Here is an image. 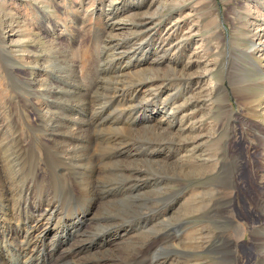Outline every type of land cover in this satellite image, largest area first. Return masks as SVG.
<instances>
[{"label": "rangeland", "instance_id": "374dc122", "mask_svg": "<svg viewBox=\"0 0 264 264\" xmlns=\"http://www.w3.org/2000/svg\"><path fill=\"white\" fill-rule=\"evenodd\" d=\"M150 1L0 0V206L5 208L1 211L0 207V213L10 215L11 221V223H0V240L5 238L8 240H5L7 241L5 248L0 245V258L5 251L12 253L13 250H19L22 258L18 264L23 262L102 264L107 260L95 258V255L102 254L113 257L108 259V262L111 260L120 264H149L152 259L162 264H260L256 260L255 242L256 245L264 243H262L264 241V226L262 227L264 225V147L262 145L264 117L254 120L248 114L249 109L246 108L251 107L252 101H256L255 104L259 105L258 110L264 107V84L254 87H245V84L247 81L255 83L257 79L264 80V56L260 53L255 55L262 72L259 77L255 63L235 48L250 47L248 41L251 36L248 33L251 30L250 23L252 20L260 19L261 16L264 18V0H176V4L168 1L167 5L165 0V5L157 6V2L148 10L149 14L160 12L164 15L158 19L159 22H155V26L152 24L144 29L136 27L130 30L129 24L124 26L127 18L134 15L136 19L138 13L148 9ZM260 14L261 16H258ZM6 24L11 25L16 35L10 32ZM174 24L176 31L174 29H172L173 33L165 31ZM130 32L134 33V36H130ZM165 32L170 36H166ZM186 36L188 38L186 42H182L185 43L183 48L176 50V41ZM50 40L53 44L49 47L47 42ZM166 49L167 51L170 49V55L172 53L171 58L166 57L170 63L164 62L158 67L161 68L160 76L152 80L151 87L155 90L148 94L146 86L138 82L145 79L144 76H132V74L136 69L140 70L150 62L153 63L164 54L162 50ZM192 55L197 56L201 64H195L189 71H184L187 75L184 76L180 67ZM70 64L75 66L76 72L72 70ZM164 65L168 66L166 73L163 72ZM44 66L47 71H44ZM206 66L211 69L212 79L221 88L220 91H208L207 81L202 80V82L197 77ZM9 67L13 69L14 77L7 72ZM168 69L178 73L173 74ZM18 71L21 75H18ZM42 73L43 79L51 86L48 87L50 94L44 95L40 92V95L34 96L36 98L34 99L24 92L20 79L36 78ZM65 90L71 91L72 94ZM73 92L77 93L73 95ZM185 99L190 100V103L185 102ZM202 99L206 102L204 105L208 107L204 117L199 106V101ZM14 102H17V107L14 106ZM51 102L53 106L50 105ZM195 103H197L196 112L190 120L194 126L190 125L189 121L183 123L180 115L190 113L191 104ZM33 105H36V108L33 109ZM41 107L45 108L41 111ZM46 111L57 115L54 116L57 124L52 125L45 121ZM93 117L94 119H91ZM163 119L164 121L158 123V127L167 128L169 123L167 120L171 119L172 122L174 121L173 124L177 123L168 131L176 133L175 131L182 125L185 129L183 133L186 134L184 133L183 136H179L180 133L174 134L177 141H172L167 135L160 140L148 134L137 133L140 126L144 128L146 124L156 125V122ZM200 123L203 125L199 135L195 132L189 136L188 129L199 128ZM113 124L117 126L114 127ZM54 129H57L56 132ZM122 129L129 130L128 136L117 132ZM73 130H78L76 133L79 136L76 133H69ZM67 136L69 140L66 139ZM149 137L151 138L147 139ZM191 137H199V140L192 143L190 142L192 139H189ZM39 138L51 142L57 141L60 147L71 144L85 148L89 155V163H85L84 166L76 164L75 157H72L74 153L60 154L54 145L50 146L54 149L48 146L50 149L46 150L48 147ZM31 140L35 142H33L34 148L28 146ZM65 141L67 144H64ZM100 141L101 143H98ZM184 141H188L187 143L195 149L188 146L182 148ZM106 146H110L109 149ZM126 147L130 148L127 150ZM186 148L189 152L184 151ZM184 152L187 155L193 153L191 155L193 158L200 159L194 164H184L185 160L183 158V161L181 157ZM142 153H146L144 158ZM104 155L106 158L103 157ZM148 158L152 161L161 160L159 164L164 163L167 168L155 172L156 167L153 165L155 169L146 168V170L139 161ZM202 164L205 166H201ZM95 167L100 169L96 168V170ZM112 174L115 175L113 182L105 184L101 180L98 186L93 185V193L96 194H92L97 196L96 198L89 197L79 189L78 184L85 182L86 178L96 182L99 176ZM123 190L125 191L122 192ZM28 198L30 201L26 200ZM112 198L113 202L106 203V200ZM93 200L96 202L91 219L82 221L80 226H71L68 220L70 214L73 215L78 210L82 212V209ZM53 203L57 206L54 205L55 208L50 209ZM29 205L31 208L29 207L28 210ZM34 208L39 211L33 213ZM48 210L51 213L50 219L56 216V212L59 214L60 235L53 233L51 228L47 230L48 227H45L46 230H43L42 235L29 229L31 225L29 222L35 218H46ZM164 218L166 221L160 222ZM102 227L106 228L98 231ZM47 231H51V235H48ZM95 233L98 235L94 237ZM35 234H39L40 238L35 237ZM104 236L111 240L109 245L103 241ZM93 237L96 240L91 242ZM83 239H88L86 243H92L90 249H82L80 244L83 243ZM258 241L260 242L257 243ZM223 245H232L235 255L233 262L222 258L219 251L224 250ZM16 260L17 258L10 264H17ZM0 264H6L2 258Z\"/></svg>", "mask_w": 264, "mask_h": 264}, {"label": "bare ground", "instance_id": "6f19581e", "mask_svg": "<svg viewBox=\"0 0 264 264\" xmlns=\"http://www.w3.org/2000/svg\"><path fill=\"white\" fill-rule=\"evenodd\" d=\"M164 1L165 0H151L149 3H148V9H145L143 12H141V13H138L137 14V16H138V18L136 17V19H135V17H134V15L132 16V17H129V18H127V22H126V24H124V26H126V25H128V29L130 30V28H132V29H134V28H139V29H144V28H147V27H149V26H151L152 24L155 26L156 24H155V22H157L158 21V19L162 16H164L163 14H161L160 12H159V14L158 13H150L149 14V12H148V10L152 7V6H154V4H156L157 2H158V5L157 6H159L160 4H164L165 5V3H164ZM170 2L171 1V4L173 3V4H176L175 2H176V0H166V5H167V2ZM143 2H145V1H143ZM147 4V3H146ZM112 5V4H111ZM136 5V4H135ZM138 5H139V3H138ZM138 5H136V6H138ZM144 5V4H143ZM163 5V6H164ZM139 8H140V6H139ZM115 10V9H114ZM235 10V9H234ZM153 11V10H152ZM173 11V10H172ZM236 11V10H235ZM112 14V13H111ZM235 15V14H234ZM258 16H261V14L260 15H258ZM155 18V19H154ZM172 18V17H171ZM260 19H257V20H252L251 21V23H250V26H251V30L248 32L249 34H251V36H250V39L248 40L249 41V44H250V47L249 48H245V49H238V48H235V50L236 51H242L243 52V54L246 56V57H248V58H250L255 64V68H256V73H257V75L260 77V75L259 74H262V72H261V68H260V63L258 62V61H256V58L257 57H255V55H256V53H260V55H263L264 56V18L261 16V17H259ZM120 22V21H119ZM123 22V21H122ZM125 22V21H124ZM159 22V21H158ZM10 24H12V23H10ZM122 24V23H121ZM6 25H8V24H6ZM117 26H120V24H117ZM175 24L174 25H172V26H170L169 27V29H166L165 31H169V33H173V31H172V29H177V28H175ZM8 27L10 28V32L11 33H13V28L11 27V25H8ZM174 27V28H173ZM8 29V28H7ZM114 29V28H113ZM8 31H9V29H8ZM133 31V30H132ZM171 31V32H170ZM176 31V30H175ZM134 32V31H133ZM156 33V32H155ZM169 33H167V32H165L164 34H166V36L167 35H169ZM14 35H16L15 33H13ZM12 34V35H13ZM130 34V36H134L133 34L134 33H129ZM13 35V36H14ZM111 35V34H110ZM174 35V34H173ZM140 36V35H139ZM170 36V35H169ZM177 36V35H176ZM189 36H190V34H189ZM113 36L111 35L110 36V38H112ZM138 37V36H137ZM181 37V36H180ZM141 38V37H140ZM187 36H186V38H182L181 40H179L178 42L176 41V50L177 49H180V48H183V45L185 44H182V42L183 41H187ZM177 39V38H176ZM173 40V39H172ZM14 42V41H13ZM166 42V41H165ZM173 43H174V41H172ZM47 43H49V47H50V45H52L53 43H52V41L50 40V41H48ZM104 43V42H103ZM159 43V42H158ZM162 43H164V42H162ZM157 44V43H156ZM167 44V43H166ZM189 44H191V43H189ZM162 45V44H161ZM171 45V44H170ZM187 46H189V45H187ZM131 47V46H130ZM174 47V46H173ZM121 48V47H120ZM169 48V47H168ZM168 49H166V50H162V52L164 53L163 55H161V56H159L158 58H157V60H155L153 63H149L147 66H144L142 69H140V70H137L136 69V72H134V74H132V73H130V75L132 74V76H144L143 78H145V79H143V80H140V81H138V82H141L143 85H145L146 86V92H148V94L152 91L153 92V90H155V89H152L151 87L153 86L152 85V80H155V79H157L160 75V71H161V68H158L160 65H162L164 62H166L165 64H169L170 63V61H169V59H167L166 57H172V53H171V55H170V49H169V51H167ZM181 50V49H180ZM234 50V49H233ZM158 51H159V49H158ZM157 53V52H156ZM229 53V52H228ZM230 54L231 55H233L231 52H230ZM129 56V55H128ZM126 57V56H125ZM139 57V56H138ZM29 58V57H28ZM44 58V57H43ZM144 58V57H143ZM156 59V58H155ZM188 60H187V62H185V63H183V65L180 67V69H181V74L182 75H184V76H187L185 73H184V71H189L192 67H193V65H195V64H197V65H200L201 64V60H199V58L197 57V56H194V55H192V56H190V57H188L187 58ZM9 60V59H8ZM119 61V60H118ZM256 61V62H255ZM111 62V61H110ZM131 62V61H130ZM139 62V61H138ZM145 62V61H144ZM147 62V61H146ZM107 63V62H106ZM144 65V64H143ZM8 66V65H7ZM27 66V65H26ZM47 66V65H46ZM70 66H71V68H72V70L74 71L75 70V66L74 65H72V64H70ZM116 66V65H115ZM165 66V67H164ZM163 66V68H165L164 70H163V72L164 73H166V67H168V66H166V65H164ZM205 66V65H204ZM133 67V66H132ZM44 68V71H47L45 68V66L43 67ZM137 68V67H136ZM141 68V67H140ZM205 68V69H204ZM203 68V72H201L200 73V75L199 76H197V77H199L201 80L200 81H202V80H206L207 81V84H208V91H220L221 90V88L217 85V84H215V82L213 81V79H212V74H211V69L209 68L208 69V67L206 66V67H204ZM134 69V68H133ZM126 70V69H125ZM168 70H170L173 74H177L178 73V71L176 72V71H174V70H171V69H168ZM25 71H26V69H25ZM7 72L9 73V75L10 74H14L13 73V69H10V67H9V69L7 70ZM23 72V71H22ZM27 72V71H26ZM74 72H76V70L74 71ZM73 72V73H74ZM111 72V71H110ZM128 72V71H127ZM107 74V73H106ZM18 75H21V73H19V71H18ZM129 75V74H128ZM127 75V76H128ZM256 74L254 75V78L256 79V76H257ZM15 76H16V73H15ZM35 76H37V75H35ZM167 76V75H166ZM12 77H14V75L12 76ZM169 77V76H168ZM18 78V77H17ZM127 78V77H126ZM15 79V78H14ZM142 79V78H141ZM76 80H78V79H76ZM20 81L22 82V85H23V89H24V92L26 93V94H29L30 96H37V95H40V92H43L44 93V95H49L50 93H48V92H50V90L48 89V87L50 86V85H48V81L46 82L45 81V79H43V73L42 74H39V76L38 77H36V78H32V79H26V78H21L20 79ZM203 82V81H202ZM160 83V82H159ZM198 83V82H197ZM17 84H19V83H17ZM155 84V83H154ZM158 84V83H157ZM200 84V83H199ZM198 84V85H199ZM264 84V80H261V79H257L256 80V82L255 83H251L250 81H247L246 82V84H245V87H248V86H251V87H254V86H260V85H263ZM70 86V85H69ZM155 86V85H154ZM157 86V85H156ZM51 87V86H50ZM49 87V88H50ZM144 87V86H143ZM201 87V86H200ZM20 88H21V85H20ZM19 88V89H20ZM155 88V87H154ZM43 89H46L45 91H43ZM144 89V88H143ZM203 89V88H202ZM239 89V88H238ZM243 89H245V88H243ZM75 90V89H74ZM80 90V89H79ZM205 90V89H204ZM66 91V90H65ZM67 93H71L72 94V92L71 91H66ZM78 92V91H77ZM76 92V93H77ZM80 92V91H79ZM78 92V94H80ZM74 93L75 92H73V95H74ZM75 93V94H76ZM82 93V92H81ZM140 93V92H139ZM143 93H145V92H143ZM203 93V92H202ZM80 95H82V94H80ZM201 95V94H200ZM250 95V94H249ZM32 97V98H33ZM76 97V96H75ZM200 97V96H199ZM204 97V96H203ZM240 97V96H239ZM253 97V96H252ZM256 97V96H255ZM31 98V99H32ZM38 98H40V97H38ZM88 98V97H87ZM20 99H22V98H20ZM34 99H36L35 97H34ZM116 99V98H115ZM30 100V99H29ZM42 100V99H41ZM57 100V99H56ZM150 100V99H149ZM165 100V99H164ZM163 100V101H164ZM169 100V99H168ZM186 101L185 102H188V104L190 103V100H188V99H185ZM21 101H24V100H21ZM44 101V100H43ZM52 101H54V99L52 100ZM58 101V100H57ZM56 101V102H57ZM125 101V100H124ZM173 101V100H172ZM242 101V100H241ZM32 102V101H31ZM165 102V101H164ZM204 102H205V100H200L199 101V106H200V110H201V114L203 115V117L206 115V109L208 108L207 106H206V104L204 105ZM256 102V101H255ZM255 102H253L252 101V103L250 104L251 105V107H249L248 108V106H247V108H246V110H248L249 109V111H250V113H248V114H250V117L251 118H254V120H257V119H259L258 117H264V107H261L260 108V110H258V107H259V105H256L255 104ZM15 103V102H14ZM13 103V104H14ZM17 103V102H16ZM15 103V105L14 106H16L17 104ZM43 103V102H42ZM47 103V102H46ZM54 103H55V101H54ZM61 103V102H60ZM91 103V102H90ZM94 103V102H93ZM109 103V102H108ZM206 103V102H205ZM53 104V102H51V104L50 105H52ZM163 104V103H162ZM161 104V105H162ZM56 105H58V104H56ZM175 105V104H174ZM195 105H197V103H195L194 105H192L191 104V112L190 113H187V114H183V115H180V114H178V115H180L182 118H181V120H183V123L184 122H188L189 121V123H190V125H193L192 124V122H190V120H192V115L194 114V112H196L195 110H196V107H195ZM247 105V104H246ZM36 106V105H35ZM34 105L32 106L33 107V109H34V107H35ZM40 106H41V103H40ZM45 106L47 107V104H45ZM53 106V105H52ZM72 106V105H71ZM82 106H84V105H82ZM89 106V105H88ZM95 106V105H94ZM185 106V105H184ZM17 107V106H16ZM48 107H49V109H50V106L48 105ZM69 107V106H68ZM90 107H92V106H90ZM170 107V106H169ZM36 108V107H35ZM38 108V107H37ZM42 108H45V107H41V111H42ZM54 108V107H53ZM53 108H52V110H53ZM56 108V107H55ZM57 108H60V107H57ZM66 108V107H65ZM85 108H87V107H85ZM165 108V107H164ZM174 108V107H173ZM176 108V107H175ZM174 108V109H175ZM178 108V107H177ZM39 109V108H38ZM47 109V108H46ZM62 109H63V107H62ZM92 109V108H91ZM90 109V110H91ZM94 109V108H93ZM171 109V108H170ZM183 109V108H182ZM186 109H188V108H186ZM45 110V109H44ZM43 110V111H44ZM48 110V109H47ZM71 110H73V108H71ZM71 110H70V112H71ZM82 110H84V109H82ZM98 109H96V111H97ZM99 110H101V109H99ZM181 110V109H180ZM185 110V109H184ZM37 111H39V110H37ZM55 111H56V109H55ZM57 111H59V110H57ZM93 111V110H92ZM95 111V110H94ZM177 111V110H176ZM175 110H174V112H176ZM84 112V111H83ZM88 112V111H87ZM91 112V111H90ZM186 112V111H185ZM246 112V111H245ZM46 113V116H45V121L47 122V123H50V124H52L53 125V123H56V121L54 120V116L56 117L57 115L56 114H54V113H49V111H46L45 112ZM65 113V112H64ZM91 113H93V112H91ZM101 113V112H100ZM165 113V112H164ZM178 113V112H177ZM176 113V114H177ZM59 114V113H58ZM160 114V113H159ZM166 114V113H165ZM169 114V113H168ZM170 114H171V112H170ZM40 115V114H39ZM83 115V114H82ZM86 115V114H85ZM90 115V114H89ZM173 115V114H172ZM171 115V116H172ZM38 116V115H37ZM42 116H44V114L42 115ZM41 116V117H42ZM67 116V115H66ZM91 116V115H90ZM96 116V115H95ZM97 116H98V113H97ZM157 116V115H156ZM165 116V115H164ZM170 116V117H171ZM174 116H175V114H174ZM40 117V116H39ZM58 117H59V115H58ZM81 117V116H80ZM80 117H78V118H80ZM85 117H87V116H85ZM92 117V116H91ZM134 117V116H133ZM136 117V116H135ZM141 117V116H140ZM167 117V116H166ZM165 117V118H166ZM103 118V117H102ZM127 118V117H126ZM130 118V117H129ZM138 118V117H137ZM145 118H146V115H145ZM145 118L143 119V120H145ZM175 118V117H174ZM174 118H171V119H174ZM39 119V118H38ZM61 119H63L62 117H61ZM60 119V120H61ZM65 119H67V117L65 118ZM77 119V118H76ZM81 120H83L82 118H80ZM86 119V118H85ZM91 119H94V117L93 118H91ZM101 119V118H100ZM107 119V118H106ZM171 119H168L167 121H169V123L166 125L167 126V128H165V127H161L160 128V126L158 127V123H160V122H162V121H164V119L163 120H161V121H159V122H156V125H151L150 124V126H147V124L144 126V128H140L139 127V129H137V133H139V134H143V135H147L148 134V136L150 135L151 137H154V138H156V139H158V138H160V140L162 139V137L164 136V135H167V136H169V139H171L172 141L174 140H176L175 139V135L177 134H179V136L181 135V136H183L184 135V133L186 134V132H184L183 133V131H185V129H183L182 128V125L181 126H179L178 127V130L177 131H175L176 133H172V132H169L168 130L171 128V127H173V125H176V123H174L173 124V122H172V120ZM80 120V121H81ZM125 120V119H124ZM129 120H131V119H129ZM158 120H159V118H158ZM262 120H264V118L262 119ZM38 121H40L41 122V120H38ZM64 121V120H63ZM71 121V120H70ZM86 121V120H85ZM85 121H83V122H85ZM88 121V120H87ZM86 121V122H87ZM111 121V120H110ZM109 121V122H110ZM137 121V120H136ZM200 121H202V120H200ZM62 121H60V123H61ZM82 122V126H84L85 124ZM89 122V121H88ZM91 122V121H90ZM92 122H94V121H92ZM96 122V121H95ZM99 122V121H98ZM104 122V121H103ZM102 122V123H103ZM112 122V121H111ZM121 122V121H120ZM127 122V121H126ZM130 122V121H129ZM134 122V121H133ZM47 123H46V125H47ZM58 123V122H57ZM56 123V124H57ZM67 123H69V121L67 122ZM100 123V122H99ZM101 123V124H102ZM114 123H115V121H114ZM143 123V122H142ZM153 123V122H152ZM188 123V124H189ZM257 123V122H256ZM40 124H42V123H40ZM55 124V125H56ZM64 124V123H63ZM62 124V125H63ZM71 124V123H70ZM84 124V125H83ZM112 124V123H111ZM135 124V123H134ZM139 124V123H138ZM141 124V123H140ZM179 124V123H178ZM44 125H45V123H44ZM43 125V126H44ZM61 125V126H62ZM87 125V124H86ZM97 125V124H96ZM105 125V124H104ZM108 124H106V126H107ZM120 126H121V124H119ZM143 125V124H142ZM184 125V124H183ZM186 125V124H185ZM190 125H189V127H190ZM200 125H201V127H199V128H196V127H194V128H191V129H188V135L189 134H193V133H197L198 132V135H199V132L202 130V123H200ZM32 127H33V125H31ZM30 126V127H31ZM35 126V125H34ZM43 126H42V129L44 130V128H43ZM48 126H49V124H48ZM57 126V125H56ZM55 126V127H56ZM65 126H66V124H65ZM74 126H75V124H74ZM73 126V127H74ZM81 126V127H82ZM90 126V125H89ZM98 126V125H97ZM113 126L114 127H116L114 124H113ZM123 126V125H122ZM194 126V125H193ZM1 127V126H0ZM63 127V126H62ZM68 127H69V125H68ZM91 127V126H90ZM135 127V126H134ZM259 127H262V126H259ZM48 128H50V127H48ZM79 128V127H78ZM85 128H87V127H85ZM102 128V127H101ZM120 128V127H119ZM184 128H186V127H184ZM32 129V128H31ZM58 129V128H57ZM56 129V130H57ZM65 129H66V127H65ZM69 128H67V130H68ZM89 129V128H88ZM91 129V128H90ZM96 129V128H95ZM100 129V128H99ZM103 129H104V127H103ZM112 129H113V127H112ZM115 129V128H114ZM33 130V129H32ZM51 130H52V126H51ZM56 130L54 129V131L56 132ZM64 130V129H63ZM63 130H61V131H63ZM70 130V129H69ZM80 130L82 131V128H80ZM87 130V129H86ZM117 130V129H116ZM59 131V130H58ZM61 131H60V133H61ZM97 131V130H96ZM102 131V130H101ZM106 131V130H105ZM129 131V130H128ZM127 130H124V129H122L121 131H117V132H121L123 135L124 134H126L127 136H128V134H127V132H128ZM170 131H172V129L170 130ZM187 131V130H186ZM257 131H258V129H257ZM18 132H19V130H18ZM43 133H44V131H42ZM46 132V135H48L47 134V131H45ZM49 132V131H48ZM51 132V131H50ZM76 132H78V130L77 131H75V130H73V131H70L69 133L70 134H75ZM83 132V131H82ZM81 132V133H82ZM111 132V131H110ZM114 132V131H113ZM116 132V133H117ZM131 132V131H130ZM16 133V132H15ZM64 132H62V134H63ZM65 133H67V132H65ZM80 133V132H79ZM88 133H90V132H88ZM115 133V134H116ZM259 133V132H258ZM7 134V133H6ZM45 134V133H44ZM43 134V135H44ZM51 134V133H50ZM78 133H76V135H77ZM83 134V133H82ZM94 134V133H93ZM107 134V133H106ZM106 134H104V136L106 135ZM133 134V133H132ZM132 134H130V135H132ZM168 134H171V135H168ZM175 134V135H174ZM46 135H44V136H46ZM64 135V134H63ZM66 135H68V134H66ZM85 135V134H84ZM90 135H92V134H90ZM90 135H88L89 137H90ZM97 135V134H96ZM102 135V134H101ZM114 135V134H113ZM126 135H124V136H126ZM129 135V136H130ZM197 135V136H198ZM0 136H1V134H0ZM3 136V135H2ZM17 136V135H16ZM51 136H53V135H51ZM56 136V135H55ZM59 136V135H58ZM69 136V135H68ZM68 136L66 137V139H68ZM78 136H79V134H78ZM81 136V135H80ZM87 136V135H86ZM109 136H110V134H109ZM186 136V135H185ZM184 136V137H185ZM190 136V135H189ZM33 137V136H32ZM63 137V136H62ZM64 137H65V135H64ZM70 137V136H69ZM77 137V136H76ZM84 137V136H83ZM91 137H93V135L91 136ZM118 137V136H117ZM151 137H149V138H147V139H150ZM31 138V137H30ZM33 138H35V137H33ZM33 138H32V140H33ZM50 138V137H49ZM61 138V137H60ZM71 138V137H70ZM69 138V139H70ZM86 138V137H85ZM100 138V137H99ZM102 138H104V137H102ZM119 138V137H118ZM121 138L123 139V137L121 136ZM120 138V139H121ZM129 138V137H128ZM199 138V137H198ZM197 137H191V138H189V139H192V140H190V142H192V143H194V142H196V140L198 139ZM12 139V138H11ZM40 139V138H39ZM65 139V140H66ZM68 139V140H69ZM75 139V138H74ZM79 139V138H78ZM81 139H82V137H81ZM111 139V138H110ZM109 139V140H110ZM121 139V140H122ZM185 139V138H184ZM30 140V139H29ZM31 140V142L29 143V145L28 146H30L31 148H34L33 147V142L34 141H32ZM35 140V139H34ZM43 143H44V145L45 146H55V148L58 150V152L60 153V154H67V153H74V155L72 156V157H75V159H74V162L76 163V164H78V165H83L84 166V164L85 163H89V155L87 154V150L85 149V148H82V147H80V146H75V145H63V146H59V143L57 142V141H46V140H43V139H40ZM63 140V139H62ZM75 140H77V138L75 139ZM74 140V141H75ZM84 140V139H83ZM88 140H89V138H88ZM96 140H98V139H96ZM100 140H101V138H100ZM105 140H106V138H105ZM109 140H108V142H109ZM113 140V139H112ZM124 140V139H123ZM152 140V139H151ZM199 140V139H198ZM7 141H9V140H7ZM37 141V140H36ZM39 141V140H38ZM59 141V140H58ZM120 141V140H119ZM118 141V142H119ZM156 141V140H155ZM169 141V140H168ZM177 141V140H176ZM11 142V141H10ZM26 142V141H25ZM40 142V141H39ZM61 142V141H60ZM66 142V141H65ZM77 142V141H76ZM85 142V141H84ZM90 142V141H89ZM104 142V141H103ZM115 142V144L117 145V140H115L114 141ZM121 142V141H120ZM119 142V143H120ZM122 142H124V141H122ZM129 142V141H128ZM154 142V141H153ZM188 141H184V143H182V145H183V147L182 148H185L186 146H188V148H193V149H195L193 146H191V145H189L188 143H187ZM262 142L264 143V139H262ZM1 143V142H0ZM3 143V142H2ZM28 143V142H27ZM35 143V142H34ZM64 143V142H63ZM78 143V142H77ZM76 143V144H77ZM82 143V142H81ZM96 143V142H95ZM98 143H101V141L100 142H98ZM146 143H147V141H146ZM158 143V142H157ZM4 144V143H3ZM2 144V145H3ZM8 144V143H7ZM64 144H67V142L66 143H64ZM75 144V143H74ZM88 144V143H87ZM97 144V143H96ZM103 144V143H102ZM110 144V143H109ZM122 144V143H121ZM124 144V143H123ZM128 144H130V143H128ZM160 144V143H159ZM198 144H200V143H198ZM21 145V144H20ZM83 145H85V144H83ZM106 145V144H105ZM113 145V144H112ZM115 145V146H116ZM141 145H143V144H141ZM145 145H147V144H145ZM181 145V146H182ZM263 145V147H264V144H262ZM104 146V145H103ZM110 146H111V144H110ZM110 146H108V147H110ZM122 146V145H121ZM129 146H131V145H129ZM149 146V145H148ZM152 145L150 144V147H151ZM170 146V145H169ZM181 146L179 147V148H181ZM3 147V146H2ZM23 146L21 145V148H22ZM48 147V149H46V150H49L50 148ZM86 147V146H85ZM107 147V146H106ZM107 147V148H108ZM144 147V146H143ZM158 147H161V146H158ZM158 147H156V148H158ZM1 148V147H0ZM4 148V147H3ZM2 148V149H3ZM14 148V147H13ZM46 148V147H45ZM87 148V147H86ZM113 148V147H112ZM112 148H110V149H112ZM122 148V147H121ZM130 148V147H129ZM128 148V149H129ZM146 148V147H145ZM147 148H149V147H147ZM146 148V149H147ZM153 148H154V146H153ZM152 148V149H153ZM198 148V147H197ZM5 149V148H4ZM7 149V148H6ZM51 149H54V148H51ZM88 149V148H87ZM93 149H94V147H93ZM104 149V148H103ZM109 149V148H108ZM126 149H127V147H126ZM127 149V150H128ZM138 149V148H137ZM142 149V148H141ZM144 149V148H143ZM151 149V148H150ZM11 150V149H10ZM34 150V149H33ZM35 150H36V148H35ZM107 150V149H106ZM117 150V149H116ZM119 150V149H118ZM132 150V149H131ZM149 150V149H148ZM148 150H146V151H148ZM154 150V149H153ZM157 150V149H156ZM172 150V149H171ZM179 150V149H178ZM16 151V150H15ZM15 151H13V153L15 152ZM17 151H18V149H17ZM90 151H93L92 149H90ZM145 151V152H146ZM160 151V150H159ZM175 151V150H174ZM184 151H186V152H189V149H187L186 148V150H184ZM195 151V150H194ZM27 152V151H26ZM34 152V151H33ZM94 152H95V150H94ZM143 152V151H142ZM152 152H154V151H152ZM151 152V153H152ZM157 152V151H156ZM181 152V151H180ZM186 152H184V154H183V156H181L182 157V160H183V158H184V164H194L195 162H196V160L198 161L200 158H196L195 156V158H193L191 155L193 154L192 152V154H186ZM263 152V151H262ZM10 153V152H9ZM17 153V152H16ZM19 153V152H18ZM39 153V152H38ZM44 153V152H43ZM97 153H99L100 154V152H97ZM96 153V154H97ZM108 153H110L109 151H108ZM177 153V152H176ZM11 154H12V152H11ZM115 154V153H114ZM129 154H131V153H129ZM133 154H136V153H133ZM144 156H143V158L145 157V154L144 153H142ZM178 154V153H177ZM112 155V154H111ZM132 155V154H131ZM138 155V154H137ZM150 155V154H149ZM8 156H10V155H8ZM18 156V155H17ZM48 156V155H47ZM100 156V155H99ZM99 156H97V158H99ZM129 156V155H128ZM139 156V155H138ZM137 156V158H139ZM141 156V155H140ZM6 157V156H5ZM14 157V156H13ZM15 157H16V155H15ZM46 157V156H45ZM91 157V156H90ZM102 157V156H101ZM103 157H105V155L103 156ZM158 157V156H157ZM166 157V156H165ZM198 157V156H197ZM264 157V156H263ZM12 158V157H11ZM18 158V157H17ZM17 158H15V159H17ZM65 158L67 159V156H65ZM64 158V159H65ZM106 158V157H105ZM112 158V157H111ZM111 158H109V159H111ZM114 158V157H113ZM147 158V157H146ZM150 158V157H149ZM146 159V160H144L143 159V161L141 160V161H139V163H142L143 165V167L146 169H155L154 168V166L153 165H155V167H156V169H155V172H159L160 171V169L161 170H164V169H166L167 168V165L166 164H164V163H162V164H159V163H161L160 161L161 160H159V161H152V160H150V159ZM180 158V157H179ZM6 159V158H5ZM9 159V158H8ZM19 159V158H18ZM96 159V158H95ZM129 159H131V158H129ZM129 159H127V160H129ZM152 159H154V158H152ZM157 159H159V157L157 158ZM11 160V159H10ZM98 160V159H97ZM169 160V159H168ZM178 160V159H177ZM9 161V160H8ZM63 161V160H62ZM67 161H68V159H67ZM96 161V160H95ZM103 161H104V159H103ZM106 161V160H105ZM174 161V160H173ZM176 161V160H175ZM5 162V161H4ZM16 162H18V160L16 161ZM15 162V163H16ZM65 162V161H64ZM92 162V161H91ZM131 162V161H130ZM134 162V161H133ZM206 162V161H205ZM9 163V162H8ZM56 163V162H55ZM58 163V162H57ZM60 163H61V160H60ZM63 163V162H62ZM93 163V162H92ZM95 163V162H94ZM93 163V164H94ZM134 163H136V160H135V162ZM173 163V162H172ZM178 163V162H177ZM181 163V162H180ZM207 163V162H206ZM10 164V163H9ZM17 165H18V163H16ZM15 164V165H16ZM53 164H54V162H53ZM72 164V163H71ZM91 164V163H90ZM96 164H97V162H96ZM130 164V163H129ZM174 164V163H173ZM58 165V164H57ZM59 165H61L62 166V164H59ZM58 165V166H59ZM95 165V164H94ZM93 165V166H94ZM107 165V164H106ZM181 165V164H180ZM5 166V165H4ZM3 166V167H4ZM55 167H56V164L54 165ZM89 166V165H88ZM87 166V167H88ZM95 166H97V165H95ZM174 166V165H173ZM201 166H205L204 164H202ZM12 168H13V166H11ZM24 167V166H23ZM49 167H51V166H49ZM89 167H91V166H89ZM134 167H135V164H134ZM143 167H141V168H143ZM6 168V167H5ZM4 168V169H5ZM8 168V167H7ZM31 168V167H30ZM61 168V167H60ZM70 168V167H69ZM78 168V167H77ZM92 168V167H91ZM90 168V169H91ZM96 168H98V167H95V169ZM100 168H101V166H100ZM100 168H98V169H100ZM103 168V167H102ZM123 168V167H122ZM144 168H143V170H144ZM10 169V168H9ZM56 169V168H55ZM76 169V168H75ZM89 169V168H88ZM89 169V170H90ZM95 169H93V170H95ZM105 169V168H104ZM108 169V168H107ZM146 169V170H147ZM171 169V168H170ZM174 169H175V167H174ZM179 169V168H178ZM38 170H40V169H38ZM92 170V169H91ZM90 170V171H91ZM97 170V169H96ZM95 170V171H96ZM5 171H7V170H5ZM10 170H8V172H9ZM20 171V170H19ZM87 171V170H86ZM99 171V170H98ZM102 171H103V169H102ZM109 171H111V170H109ZM120 171V170H119ZM1 172V171H0ZM14 172V171H13ZM13 172H11V173H13ZM63 172V171H62ZM107 172H108V170H107ZM112 172V171H111ZM118 172V171H117ZM128 173H129V170L127 171ZM136 172V171H135ZM16 173H17V171H16ZM96 173V172H95ZM94 173V174H95ZM106 173V172H105ZM121 173V172H120ZM119 173V174H120ZM126 173V172H125ZM8 176H9V174L8 173H6ZM15 174V173H14ZM26 174V173H25ZM64 174H65V172H64ZM124 174V173H123ZM127 174V173H126ZM11 175V174H10ZM15 175H17V174H15ZM57 175V174H56ZM61 175V174H60ZM66 175V174H65ZM82 175V174H81ZM88 175V174H87ZM96 175V174H95ZM98 175V174H97ZM109 175V174H108ZM108 175H106V176H99V180L98 181H96V182H91L90 180H88L87 178L86 179H84V181L85 182H83V183H81V184H78V185H80L79 186V189H80V191H83L85 194H87L89 197H94V198H96L93 194H96V193H93L94 191H93V185H99L100 184V181L101 180H103L104 181V183L105 184H108V183H111V182H113V177L115 176L114 174H112V175H110V176H108ZM128 175V174H127ZM134 175V174H133ZM157 175V174H156ZM14 176V175H13ZM141 176V175H140ZM12 177V176H11ZM15 177V176H14ZM57 177V176H56ZM62 177V176H61ZM64 177V176H63ZM66 177V176H65ZM83 177V176H82ZM90 177V176H89ZM129 177H130V174H129ZM145 177V176H144ZM16 178H19V177H17L16 176ZM67 178V177H66ZM132 178H133V176H132ZM136 178H138V177H136ZM10 179V178H9ZM121 179V178H120ZM126 179V178H125ZM8 180V179H7ZM137 180V179H136ZM143 180V179H142ZM15 182H17V181H15ZM102 182V181H101ZM20 183V182H19ZM62 183V182H61ZM80 183V182H79ZM122 183H123V181H122ZM128 183V182H127ZM12 184V183H11ZM10 184V185H11ZM104 184V185H105ZM20 185H22V183L20 184ZM19 185V186H20ZM8 187V186H7ZM27 187V186H26ZM75 187H76V185H75ZM78 187V186H77ZM100 187H102V186H100ZM107 187V186H106ZM263 187V186H262ZM18 188H22V187H18ZM27 188H30V187H27ZM96 188V187H95ZM108 188V187H107ZM107 188H105V189H107ZM117 188V187H116ZM129 188V187H128ZM6 189V188H5ZM98 189V188H97ZM21 190V189H20ZM113 190H115V189H113ZM5 191V190H4ZM3 191V192H4ZM23 191V190H22ZM21 191V192H22ZM26 192H27V190H25ZM24 191V192H25ZM96 191V190H95ZM110 191H112V190H110ZM117 191V190H116ZM125 190H123L122 192H124ZM2 192V193H3ZM14 192V191H13ZM19 192V191H18ZM17 192V193H18ZM157 192V191H156ZM8 193V192H7ZM31 193H32V191H31ZM93 193V194H92ZM108 193V192H107ZM112 193H113V191H112ZM115 193V192H114ZM113 193V194H114ZM121 193V192H120ZM150 193H153V192H150ZM263 193H264V190H263ZM262 193V194H263ZM12 194V193H11ZM14 194V193H13ZM12 194V195H13ZM28 194H29V192H28ZM104 194H106V193H104ZM123 194V193H122ZM47 195V194H46ZM108 195V194H107ZM106 195V196H107ZM146 195V194H145ZM144 195V196H145ZM150 195V194H149ZM155 195H157V194H155ZM15 196V195H14ZM17 196V195H16ZM28 196H30V195H28ZM98 196H100V195H98ZM114 196V195H113ZM138 196V195H137ZM4 197V196H3ZM19 197V196H18ZM24 197V196H23ZM26 197V196H25ZM44 197V196H43ZM46 197V196H45ZM44 197V198H45ZM49 197V196H48ZM142 197V196H141ZM140 197V198H141ZM159 197V196H158ZM12 198H13V196H12ZM20 198V197H19ZM19 198H18V201H20L19 200ZM85 198V197H84ZM86 198H88V197H86ZM107 198V197H106ZM110 198V197H109ZM143 198V197H142ZM5 199V198H4ZM3 199V200H4ZM42 199V198H41ZM89 199V198H88ZM93 199V198H92ZM91 199V200H92ZM98 199V198H97ZM104 199V198H103ZM7 200V199H6ZM15 200V199H14ZM22 200V199H21ZM24 200V199H23ZM26 200H29L30 201V199L28 198V199H26ZM38 200H40V199H38ZM44 200V199H43ZM42 200V201H43ZM46 200H48V199H46ZM113 198H112V200H106V203H110V202H113ZM42 201H39V202H42ZM56 201V200H55ZM6 202V201H5ZM17 202V201H16ZM96 202V200H93L92 202H89L88 203V205H86V208H84V209H82L83 211L82 212H80V210H78L76 213L74 212V214L72 215V214H70V218H68V220H69V222H70V225L71 226H74V227H76V226H78L79 224H81L82 223V221H88V220H90L91 219V216H92V212H93V206H94V203ZM2 203H4V202H2ZM7 203V202H6ZM14 203V202H13ZM18 203V202H17ZM21 203V202H20ZM34 203V202H33ZM43 203V202H42ZM134 203V202H133ZM9 204V203H8ZM23 204H24V202H23ZM22 204V205H23ZM30 204V203H29ZM47 204V203H46ZM49 204V203H48ZM52 204V203H51ZM101 204V203H100ZM7 205V204H6ZM10 205H11V203H10ZM17 205V204H16ZM37 205H38V203H37ZM54 205H55V203H53V205L50 207V209H52L53 207H54ZM2 206V205H1ZM0 206V207H1ZM19 206V205H18ZM39 206V205H38ZM42 206V205H41ZM55 206H57V205H55ZM143 206V205H142ZM6 207V206H5ZM8 207V206H7ZM13 207V206H12ZM21 207V206H20ZM24 207V206H23ZM30 207V205L27 207L28 208V210L31 208H29ZM47 207V206H46ZM141 207V206H140ZM2 208L3 207H1V211H2ZM15 208V207H14ZM25 208V207H24ZM44 208V207H43ZM48 208V207H47ZM55 208V207H54ZM3 209H5V208H3ZM7 210H8V208H7ZM15 210V209H14ZM17 210V209H16ZM20 210H22V209H20ZM19 210V211H20ZM24 210V209H23ZM32 210V209H31ZM34 212L33 213H36V210H38L39 211V209H35L34 208ZM40 210H42V209H40ZM45 210V209H44ZM107 210V209H106ZM27 211V210H26ZM49 211V213H47L48 214V216L45 218V217H42V218H35L33 221H30L29 223L31 224L30 225V227H29V229H32V230H34V232H36V233H39V234H41L42 232H43V230H48L49 228H51V230H52V232L53 233H57V235H60V229H59V224L58 223H60L59 221L61 220L60 219V217H59V214L56 212V216L53 218V219H50V217H49V215L51 214L50 213V210H48ZM114 211V210H113ZM43 212V211H42ZM46 212V211H45ZM64 212V211H63ZM142 213H143V211H141ZM13 213V212H12ZM15 213H17V212H15ZM14 213V214H15ZM29 213V212H28ZM138 213V212H137ZM2 213H0V223L1 222H10L11 223V221H10V215H7V214H4V215H1ZM8 214H9V212H8ZM53 214V213H52ZM113 214V213H112ZM16 215V214H15ZM26 215V214H25ZM40 215V213H38V216ZM72 215V216H71ZM93 215H94V213H93ZM101 215V214H100ZM17 216V215H16ZM19 216H20V214H19ZM45 216V215H44ZM51 216V215H50ZM108 216H110V215H108ZM112 216V215H111ZM138 216V215H137ZM145 216V215H144ZM26 217V216H25ZM30 217V216H29ZM33 217V216H32ZM36 217V216H35ZM66 217V216H65ZM115 217V216H114ZM20 218V217H19ZM13 219V218H12ZM18 219V218H17ZM145 219V218H144ZM25 220V219H24ZM26 220H27V218H26ZM137 220V219H136ZM141 220V219H140ZM149 220V219H148ZM15 221V220H14ZM28 221V220H27ZM99 221V220H98ZM164 221H166L165 220V218H164V220H160V222H162V223H164ZM13 222V221H12ZM17 223H18V221H16ZM139 222H141V221H139ZM147 222H149V221H147ZM146 222V223H147ZM24 223V222H23ZM29 223H27V224H29ZM19 224V223H18ZM68 224V223H67ZM96 224V223H95ZM118 224V223H117ZM144 224H145V222H144ZM113 225V224H112ZM138 225V224H137ZM160 225V224H159ZM80 226V225H79ZM101 226V225H100ZM143 226V225H142ZM148 226V225H147ZM264 225H262V227H263ZM4 227V226H3ZM6 227V226H5ZM10 227V226H9ZM45 227H48V228H46L45 229ZM106 227H108V226H106ZM106 227H102L100 230H98V231H102L104 228H106ZM144 227V226H143ZM161 227V226H160ZM11 228H12V226H11ZM19 228V227H18ZM255 228V227H254ZM13 230H15L14 228H12ZM146 229V228H145ZM263 229V228H262ZM110 230V229H109ZM113 230V229H112ZM129 230V229H128ZM132 231H133V229H131ZM118 231V230H117ZM125 231V230H124ZM137 231V230H136ZM7 232V231H6ZM12 232V231H11ZM20 232H23V231H21L20 230ZM28 232V231H27ZM123 232V231H122ZM131 232V231H130ZM25 233V232H24ZM45 233V232H44ZM127 233V232H126ZM3 234V233H2ZM39 234H35L34 236L35 237H38V238H40V235ZM47 234L48 235H51V231H47ZM100 234V233H99ZM255 234V233H254ZM7 235V234H6ZM32 235V234H31ZM42 235V234H41ZM98 234H96L95 233V235H94V237L95 236H97ZM106 235V234H105ZM259 235V234H258ZM263 235V234H262ZM3 236V235H2ZM29 236V235H28ZM53 236V235H52ZM108 236V235H107ZM121 236V235H120ZM128 236V235H127ZM46 237V236H45ZM93 237V239L92 238H90V240H91V242L92 241H94V240H96L95 238ZM11 238H13V237H11ZM75 238V237H74ZM78 238V237H77ZM123 238V237H122ZM167 238V237H166ZM260 238V237H259ZM29 239H30V237H29ZM130 239V238H129ZM5 240H7L6 238L5 239H1L0 240V245L3 247V248H5L6 247V244H5V242H7V241H5ZM88 240V239H87ZM86 239H83L82 241H83V243L82 244H80L81 245V247H82V249H86V248H91L92 247V243L91 244H89V243H86V241H87ZM255 240V239H254ZM263 240H264V238H263ZM15 241V240H14ZM24 241V240H23ZM78 241V240H77ZM98 241V240H97ZM103 241H105V243H108V245H109V243L111 242V240L109 241L108 239H107V237L106 236H104L103 237ZM115 241H117V240H115ZM127 241H128V239H127ZM31 242H33V241H31ZM89 242V241H88ZM260 241H258L257 243H259ZM264 241H262V243H263ZM78 243H80V241L78 242ZM8 244V243H7ZM22 244H23V242H22ZM115 244V243H114ZM19 245H20V243H19ZM0 246V247H1ZM16 246V245H15ZM75 246V245H74ZM73 245H72V247H74ZM103 246V245H102ZM107 246V245H106ZM224 247V250H220L219 252H220V254H221V256H222V258L224 259V258H226V260L228 259V260H230L231 262H233L234 260H235V255H234V251H233V249H232V245H223ZM80 247V246H79ZM18 248V247H17ZM70 248V247H69ZM95 248V247H94ZM216 248V247H215ZM255 248L257 249V252H256V260L260 263V264H264V243L263 244H261V245H256V242H255ZM2 249V248H1ZM28 249V248H27ZM218 249V248H217ZM77 250H79V249H77ZM87 250V249H86ZM109 250V249H108ZM81 251V250H80ZM95 251H96V249H95ZM71 252V251H70ZM83 252V251H82ZM99 252V251H98ZM76 253V252H75ZM74 253V254H75ZM85 253V252H84ZM108 253V252H107ZM73 254V255H74ZM110 254V253H109ZM76 255H78V254H76ZM69 256V255H68ZM45 257V256H44ZM75 257V256H74ZM73 257V258H74ZM1 258H2V260L6 263V264H10L11 262H13L14 261V259L15 258H17V264H18V262L20 263V259L22 258V255H21V252H19V250H13V252L12 253H8L7 251H5V253H3L2 255H1ZM0 258V259H1ZM59 258V257H58ZM72 258V259H73ZM95 258H102L103 260H107V261H105L106 263H102V264H120L119 262H116V261H111L110 260V262H108V259H113V257H111V256H107V255H95ZM82 259H84V258H82ZM81 259V260H82ZM119 259V258H118ZM222 259V260H223ZM237 259V258H236ZM25 260V259H24ZM32 260V259H31ZM45 260V259H44ZM52 260V259H51ZM70 260V259H69ZM225 260V261H226ZM27 261V260H26ZM118 261V260H117ZM62 262V261H61ZM89 262V261H88ZM92 262V261H91ZM108 262V263H107ZM99 263V262H98ZM22 264H27L26 262H23ZM39 264V263H38ZM93 264H94V262H93ZM149 264H162V263H160V262H157V260L156 261H154L153 259H152V261H149Z\"/></svg>", "mask_w": 264, "mask_h": 264}]
</instances>
